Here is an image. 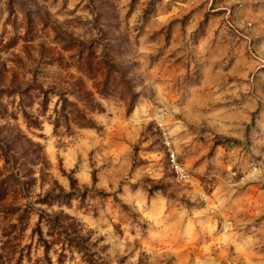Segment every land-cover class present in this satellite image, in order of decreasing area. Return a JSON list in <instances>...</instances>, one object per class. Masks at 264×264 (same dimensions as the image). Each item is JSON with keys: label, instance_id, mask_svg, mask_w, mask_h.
Listing matches in <instances>:
<instances>
[{"label": "rangeland", "instance_id": "1", "mask_svg": "<svg viewBox=\"0 0 264 264\" xmlns=\"http://www.w3.org/2000/svg\"><path fill=\"white\" fill-rule=\"evenodd\" d=\"M0 264H264V0H0Z\"/></svg>", "mask_w": 264, "mask_h": 264}, {"label": "built area", "instance_id": "2", "mask_svg": "<svg viewBox=\"0 0 264 264\" xmlns=\"http://www.w3.org/2000/svg\"><path fill=\"white\" fill-rule=\"evenodd\" d=\"M171 160H173V161H174V159H173V158H171ZM175 166H176L177 170H179V167H178V164H177V163H175Z\"/></svg>", "mask_w": 264, "mask_h": 264}]
</instances>
